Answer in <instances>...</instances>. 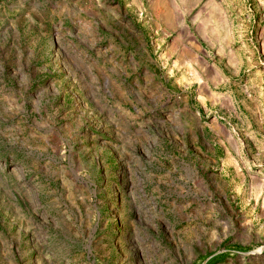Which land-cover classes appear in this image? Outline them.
<instances>
[{
    "label": "rangeland",
    "instance_id": "obj_1",
    "mask_svg": "<svg viewBox=\"0 0 264 264\" xmlns=\"http://www.w3.org/2000/svg\"><path fill=\"white\" fill-rule=\"evenodd\" d=\"M0 264H264V0H0Z\"/></svg>",
    "mask_w": 264,
    "mask_h": 264
}]
</instances>
